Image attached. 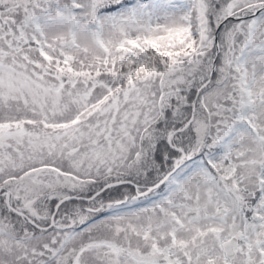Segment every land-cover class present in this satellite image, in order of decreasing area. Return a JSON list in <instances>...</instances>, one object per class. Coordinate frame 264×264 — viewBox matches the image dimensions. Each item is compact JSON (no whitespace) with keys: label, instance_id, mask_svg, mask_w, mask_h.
<instances>
[{"label":"snow or ice","instance_id":"obj_1","mask_svg":"<svg viewBox=\"0 0 264 264\" xmlns=\"http://www.w3.org/2000/svg\"><path fill=\"white\" fill-rule=\"evenodd\" d=\"M0 264H264V0H0Z\"/></svg>","mask_w":264,"mask_h":264}]
</instances>
